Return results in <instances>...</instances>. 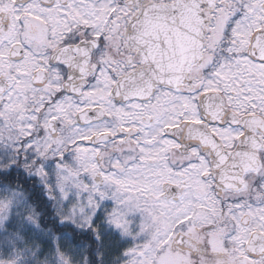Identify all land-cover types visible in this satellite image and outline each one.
I'll return each instance as SVG.
<instances>
[{"label": "snow or ice", "instance_id": "1", "mask_svg": "<svg viewBox=\"0 0 264 264\" xmlns=\"http://www.w3.org/2000/svg\"><path fill=\"white\" fill-rule=\"evenodd\" d=\"M0 264H264V0H0Z\"/></svg>", "mask_w": 264, "mask_h": 264}]
</instances>
